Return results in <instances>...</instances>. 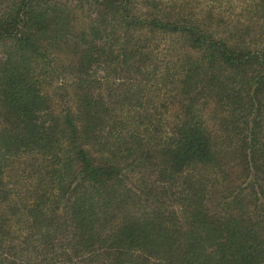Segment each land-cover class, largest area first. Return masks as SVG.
I'll use <instances>...</instances> for the list:
<instances>
[{"label":"trees","instance_id":"1","mask_svg":"<svg viewBox=\"0 0 264 264\" xmlns=\"http://www.w3.org/2000/svg\"><path fill=\"white\" fill-rule=\"evenodd\" d=\"M0 264H264V0H0Z\"/></svg>","mask_w":264,"mask_h":264}]
</instances>
